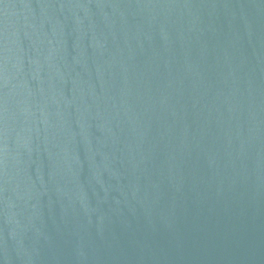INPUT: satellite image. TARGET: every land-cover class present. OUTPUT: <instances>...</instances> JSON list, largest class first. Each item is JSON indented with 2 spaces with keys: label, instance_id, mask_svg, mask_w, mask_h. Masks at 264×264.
<instances>
[{
  "label": "water",
  "instance_id": "obj_1",
  "mask_svg": "<svg viewBox=\"0 0 264 264\" xmlns=\"http://www.w3.org/2000/svg\"><path fill=\"white\" fill-rule=\"evenodd\" d=\"M0 264H264V0H0Z\"/></svg>",
  "mask_w": 264,
  "mask_h": 264
}]
</instances>
